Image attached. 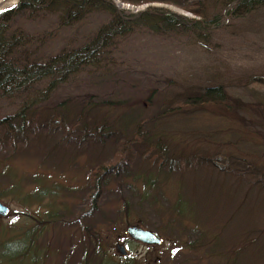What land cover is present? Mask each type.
Instances as JSON below:
<instances>
[{
	"label": "rangeland",
	"instance_id": "374dc122",
	"mask_svg": "<svg viewBox=\"0 0 264 264\" xmlns=\"http://www.w3.org/2000/svg\"><path fill=\"white\" fill-rule=\"evenodd\" d=\"M17 1L3 0L0 12ZM112 1L123 7L118 0ZM148 6L191 16L173 3L143 5ZM90 7L87 15L70 22L69 27L61 25L56 15L42 22L22 20L20 26L43 37L39 38L40 51L48 56L86 43L109 21L106 11ZM214 85H222L231 104L240 107L232 113L216 108L186 109L144 126L148 130L146 145L158 137H169L170 154L186 157L185 163L181 159L165 163L163 173L147 157L149 151L141 142L126 146L121 157L118 153L124 146L108 132L96 139L73 140L62 147L69 154L62 160L53 151L54 142L42 131L17 152L10 149L0 154V175L7 171L23 175L26 191L34 190L41 181L48 191L68 195L64 201L72 207L77 198L87 200L90 170L97 163L111 161L108 166L115 165L116 170L104 183L99 213L92 216L97 220L90 222L107 251L119 257L116 246L124 245L128 256L142 264H264V173L257 171V178L247 179L240 174L249 162L264 167V9L205 37H195L189 30L155 33L138 28L112 50L109 61L85 68L42 105L50 113L65 101L71 100L74 104L69 110L75 111L87 102L91 115H105L117 137H130L136 121L167 110L182 90ZM191 155H205L210 160L195 165L201 159L191 160ZM179 200L188 207L184 222L171 214ZM0 201L10 208L8 216L0 217V242L6 240L11 246L15 243L11 238L39 229L33 228L43 216L37 205L22 206L11 196H0ZM75 216L68 213L62 224L47 225L37 233L35 246H48L42 253L31 250L24 258L0 260V264H31L39 255L38 264L82 262V249L71 259L62 250L70 241L77 253L83 248L84 232L74 222L80 213ZM133 226L157 234L162 243L133 240L127 234ZM23 240L27 242L28 237Z\"/></svg>",
	"mask_w": 264,
	"mask_h": 264
},
{
	"label": "trees",
	"instance_id": "16d2710c",
	"mask_svg": "<svg viewBox=\"0 0 264 264\" xmlns=\"http://www.w3.org/2000/svg\"><path fill=\"white\" fill-rule=\"evenodd\" d=\"M123 1L135 5L155 2L173 3L191 13L192 16L154 6H148L144 10L132 13L119 9L112 0H19L17 5L0 13V154H5L10 149L17 152L18 148L29 143L32 137H37L39 132L46 131L54 142L53 145L56 146L53 151H56V156L63 160L69 158V154L63 152L65 149L62 147H66L73 140L96 139L108 135L109 132L114 138L113 141L120 142L124 146L118 155L123 156L126 146L133 145L134 147L135 144L141 142L144 144V150L149 151L147 157H151L153 165L158 166V172L163 173L161 170L165 163L169 161L171 165L180 159L185 163L186 157L181 154L179 156L175 153L170 154L173 146L166 142L169 137H158L150 140L146 145L148 130H144V126L148 122L166 118L168 114L186 109L192 111L216 108L232 113L234 108L240 107L231 104L222 85L203 89L189 87L182 90L167 110L136 121L133 135L130 137L124 135L121 138L117 137L105 115H91V107L89 108L87 102L83 103L81 109L77 111L69 110L74 104L71 100L60 103L57 109L55 108L50 113L45 111L48 108L42 103L46 102L53 92L85 68L97 67L109 61L112 50L122 39H126L138 28H145L155 33L189 30L195 37H201V35L205 37L229 27L237 18H243L256 10L264 9V0ZM86 2L88 3L85 4ZM90 5L106 11L109 21L104 23L86 43L65 47L48 56L40 51L39 38L43 39V37H38L35 33H30L20 26L22 20L42 22L48 16L56 15L61 25L67 24L66 26L69 27L70 22L80 19L81 16L83 18L90 12ZM92 120H94L93 123ZM41 152H43L42 149ZM50 154L47 153L48 156ZM190 159L199 162L201 159L200 163L194 161L197 165L205 161L209 162L210 157L191 155ZM111 164V161L105 165L97 163L90 170L87 177L90 187L86 192L87 200L82 202L81 198H77L72 207L64 201L68 195L64 193V196H59L54 190L48 191V188L42 187L41 181L37 182L38 187L34 190L26 191L23 184L26 179L23 175L17 177V173L12 174L8 171L1 173L0 196H11L26 207L37 205L43 216L39 217L40 221H37L33 227L39 228L37 231H26L20 237L11 238L15 241L11 246L7 245L6 240L0 242V260L9 262L16 257L24 258L26 252L31 250L42 253V250L48 246H41V248L35 246L37 233L43 232L47 225L62 224V217L67 216L68 213L76 214L75 217L80 213L74 222L77 221V225L84 232V240L81 241L83 248H79L77 253L76 246L70 241L67 248H62L63 252H66V257L69 259L72 256L76 257L82 249L83 259L78 264H142L141 261L137 262L130 256L116 257L110 250L107 251L95 224H90L91 221L97 220V217L92 219V216L99 213V205L104 198V183L113 170H116L115 165L108 166ZM237 170L232 169V171ZM257 171L264 173V167L259 169L253 162H249L240 173L241 178H257L256 176L260 174ZM113 175L116 176L117 172ZM3 178L8 179L7 183L1 182ZM259 184L262 183L259 181ZM174 205L171 214L184 222L188 217V207L183 205V200H179V203L176 202ZM41 207L44 210L41 211ZM182 207L185 208L182 210ZM84 220H89V222L86 223ZM25 237H28L27 242L23 240ZM60 250L58 252H61ZM40 256H35L31 264H38Z\"/></svg>",
	"mask_w": 264,
	"mask_h": 264
},
{
	"label": "water",
	"instance_id": "95a60500",
	"mask_svg": "<svg viewBox=\"0 0 264 264\" xmlns=\"http://www.w3.org/2000/svg\"><path fill=\"white\" fill-rule=\"evenodd\" d=\"M9 211H10L9 207L0 202V216H7ZM128 233L130 234L132 238L149 243V244H160L161 243V240L157 236L149 232H146L144 230H141L136 226L128 228ZM118 249L122 255L126 254V250L124 246L118 245Z\"/></svg>",
	"mask_w": 264,
	"mask_h": 264
},
{
	"label": "bare ground",
	"instance_id": "6f19581e",
	"mask_svg": "<svg viewBox=\"0 0 264 264\" xmlns=\"http://www.w3.org/2000/svg\"><path fill=\"white\" fill-rule=\"evenodd\" d=\"M3 0H0V3L2 2ZM11 1V0H10Z\"/></svg>",
	"mask_w": 264,
	"mask_h": 264
}]
</instances>
